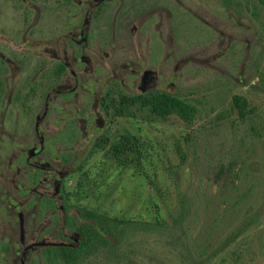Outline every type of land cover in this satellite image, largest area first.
I'll return each mask as SVG.
<instances>
[{"label": "rangeland", "instance_id": "374dc122", "mask_svg": "<svg viewBox=\"0 0 264 264\" xmlns=\"http://www.w3.org/2000/svg\"><path fill=\"white\" fill-rule=\"evenodd\" d=\"M91 1L0 0V66L5 71L0 97V264H20L23 248L44 239L67 242L56 234L65 223L61 203L70 205L68 215L76 213L78 223V208L86 206L145 225L125 228L117 249L108 256L104 249L87 264H193V258L204 249L213 250L244 214L257 219L237 264H264V5L259 0H157L161 8L143 16L149 3L106 0L102 17L94 11L83 49L62 39L59 54H68L80 86L65 96L69 103L60 99L50 107L42 132L46 138L53 135L54 143L46 141L43 154L32 159L57 170L70 168L60 191L63 202L51 197L52 185L41 188L54 199L49 200L55 205L51 212L31 191L48 175L27 167L26 159L29 150L40 146L34 126L52 89L45 74L57 63L55 41L79 31ZM82 54L93 58L90 71L84 69ZM123 64L157 70L156 91L195 104L194 121L187 124L176 115L156 118L139 107L122 116L105 111L106 129L97 132L95 141L101 136L110 142L123 136L139 140V148L120 159L108 145L89 140L92 134L81 137L78 123L74 141L62 143L68 136L61 133L65 123L57 126L55 120L92 111L91 89L103 93L105 102L117 101L120 93L140 92V76L123 71ZM114 72L122 74L125 87L109 82ZM25 83H36L38 89L21 105L14 97ZM234 95L245 97L253 109L246 120L233 109ZM237 173L241 181L235 180ZM241 192L247 194L241 209L221 219ZM66 232L78 230L70 227ZM41 255L40 248L31 252L29 264H50Z\"/></svg>", "mask_w": 264, "mask_h": 264}, {"label": "trees", "instance_id": "16d2710c", "mask_svg": "<svg viewBox=\"0 0 264 264\" xmlns=\"http://www.w3.org/2000/svg\"><path fill=\"white\" fill-rule=\"evenodd\" d=\"M259 2L264 5V0H259ZM225 3L228 6L230 5V1H225ZM63 72L64 66L59 63V76H61ZM3 90L4 83L0 77V93L3 92ZM232 104L233 109L236 110L241 120H246L247 117L253 113L249 101L243 96L234 95ZM135 107L144 108L150 115L161 119L176 115L187 124H191L198 114V108L195 104L167 91H155L152 93L135 95L120 93L117 101L112 100L110 102L107 100L105 102V111H110L115 116L127 114ZM95 142L96 146L99 147L108 145L115 159H120L123 154L128 155L132 153L135 148H139V140L136 142L128 136H123L113 142H110L107 136H101ZM239 174L240 173L236 174L235 180L238 179L241 181V174L240 177ZM235 183L237 184V182ZM246 195L245 192L237 194L229 205L227 212L225 209L224 212L219 215L222 217L221 219L226 218L230 213V215H232L235 210H239V207L241 209L240 205L244 202ZM41 199L42 202L46 204L48 210L54 212L55 205L49 203V200L53 201V199H48L46 197H41ZM63 206L66 212V214H64L65 229L75 227L82 234V239L79 244L75 242L72 245H65L61 242H52L54 244H46L36 248H40L42 251L41 256L50 264H56L57 262H59V264H87L91 257L99 256L104 249L105 256H108L107 252L109 253L115 248L117 249L116 245L123 239V235L126 232L125 228L136 227L141 223L137 220L111 217L107 213L98 212L86 206H79L78 208L81 216L80 219H82V222L78 223L75 219L78 216L76 213H73V216L68 215L70 205L63 203ZM241 216L238 223L227 235H225L213 250L206 253L207 250L204 249L201 251L200 257L193 258L194 256H192V263L212 264L215 259L217 261L216 264H226L229 261L236 264L240 263L246 251L244 246L246 238L248 237V232L251 230L254 220L257 219V216L253 214H244ZM140 226L145 225L141 223ZM56 234L59 238L63 236L61 229L58 230ZM122 256L125 255H121L120 257Z\"/></svg>", "mask_w": 264, "mask_h": 264}, {"label": "flooded vegetation", "instance_id": "af4514ba", "mask_svg": "<svg viewBox=\"0 0 264 264\" xmlns=\"http://www.w3.org/2000/svg\"><path fill=\"white\" fill-rule=\"evenodd\" d=\"M132 1H134L135 3L143 2V3H137L139 6L140 4L145 5L146 3H149V5L144 6L143 11L141 13L142 16L145 14H152L153 12H155L156 9L161 8L160 4L154 3V2H158L157 0H149V1L145 0V2L142 0H132ZM105 2L106 0H93L89 2L87 5V11L85 13L84 21L82 25L80 26L79 31L75 32L71 30L68 34L57 37L55 41L57 51H53V55L54 57H56L57 63L55 64L54 68L51 69V71L48 74H45V76L50 75L52 89L50 92L47 93L45 97L43 114L37 117V120L34 126V134L40 146L33 147L31 150H29L28 156L26 159L27 167L33 166L34 168L47 171L46 173H48V175L46 177H43L41 179V182L37 184L31 190L33 193H36L39 197H42V198L46 197L48 199L49 198L53 199L54 197H56L57 199L61 200V202H63V196L60 191H62L63 180L66 177V175L69 173L70 168L67 166H62L61 170H57L51 167V165L48 162L38 163L35 160L32 162V159H35L43 154L44 143L46 141L51 144L54 143L53 135L47 136L46 138L44 136V133L42 132L43 127H48L46 126V123L48 122L47 118L49 117L50 107L53 105V103L58 104L60 99L62 102L69 103L71 99L67 98V100H65V96L69 97L80 86L78 73L75 72L73 68L71 67L68 54L64 51L62 52V54H59L58 49L61 46L62 39L65 40V43H64L65 45L70 44L71 47L75 45L76 48L83 49L84 45L88 42V40H90L89 31H90L91 21L93 19L94 11L98 9L99 14L96 17H99V16L102 17V14L105 10L103 8L104 5L106 4ZM162 9L165 10V7ZM131 11L132 9H130V12ZM94 19H97V18L94 17ZM115 27L116 26H114V29L111 32H114L116 30ZM136 29H137L136 26L132 27V35H135ZM132 45H134L133 41L131 42V46ZM103 55L106 58H109L110 53L103 52ZM80 59L85 65V68H84L85 71H90L92 69L93 58L88 55L82 54L80 56ZM59 63L64 66V72L62 73L61 76H59ZM2 69L3 67L0 66V77L3 80L4 90H5V71ZM122 70L130 71L140 76V79H141V85L139 86L140 92L137 94L152 93L157 90L158 81L160 79V75L157 70L151 69V68H144L142 70L132 69L130 64H123ZM148 77L152 78L151 82L149 81ZM72 80L74 81L73 83H72ZM110 81L118 82L122 87H125L126 85L125 79L120 73L118 74L114 72L113 76L109 78V82ZM37 89L38 87L36 86V83H32V84L30 83L29 85L25 83L24 86L21 87L19 91L16 93L14 100L20 101L21 105L23 103H26V101H31V99L36 96ZM4 90L3 92L0 93V97L3 95ZM91 95L94 96L93 97L94 103L92 106V111L87 110L85 113L84 112L82 113V111L80 110V111H77L80 113H75V116L72 119L61 118L60 120H55V124L57 126H59L61 123H65L63 127L64 129L61 131V133L63 136V133L65 132L66 134L64 135V137L66 135L68 136H66L65 139L60 140L62 141V143H69V142L74 141L75 135H74L73 130L75 129L76 123L79 124L78 127H79V130L81 131L80 133L81 137L89 138L90 134H92L93 136H91L89 140L92 139L93 141H95V139L97 138L98 136L97 134H99L100 132H103L106 129L107 123H106V119L104 118V116H107L105 112V108H104L105 107V97L103 93L101 94L94 93L92 89H91ZM93 118H94L93 120L94 127L89 130L88 124L92 122ZM98 131L99 133H97ZM54 173L58 175V178L54 176ZM48 185L53 186L54 194L51 195V197L54 196L53 198L48 197L46 194H44L40 190L41 188H44L45 186H48ZM62 207L63 205L61 203V209ZM64 224L61 227V231L63 234L62 239H64L67 242H61V243L65 245H72L73 243L76 242L77 244H79V242L82 239V234L79 231L74 232L72 234H68L66 232ZM43 241L46 242L45 239ZM69 241H72V243H69ZM36 243H39V242H36ZM36 243H32L23 248L21 258H20V264H23V263L29 264V260H28L29 254L39 247V245H35Z\"/></svg>", "mask_w": 264, "mask_h": 264}, {"label": "water", "instance_id": "95a60500", "mask_svg": "<svg viewBox=\"0 0 264 264\" xmlns=\"http://www.w3.org/2000/svg\"><path fill=\"white\" fill-rule=\"evenodd\" d=\"M149 81L151 82L152 81V78L151 77H148ZM63 208V207H62ZM46 244H54L52 242H45V241H42V242H39V243H36L35 245H39V246H42V245H46ZM34 246V245H33ZM24 264V263H23Z\"/></svg>", "mask_w": 264, "mask_h": 264}]
</instances>
